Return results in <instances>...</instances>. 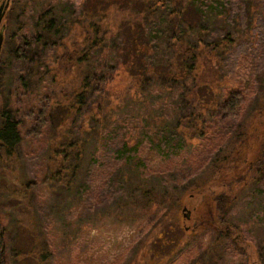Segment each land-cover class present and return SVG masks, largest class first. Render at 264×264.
Masks as SVG:
<instances>
[{
  "label": "trees",
  "instance_id": "trees-1",
  "mask_svg": "<svg viewBox=\"0 0 264 264\" xmlns=\"http://www.w3.org/2000/svg\"><path fill=\"white\" fill-rule=\"evenodd\" d=\"M22 1L18 15L25 22L19 24L20 33L8 31L6 39L16 38L19 44L3 49L0 67L5 62L12 66L23 92L14 109L1 102L0 155L14 156L21 144L18 105L29 110L39 133L47 125L58 131L68 121L72 126L56 133L39 181L21 188L0 186V212L9 194L26 197L38 184L52 191L56 208L80 199L89 186L92 160L117 132L119 162L106 181L103 206L144 213L167 208L174 215L195 197L199 227L217 237L187 264H220L229 207L249 185L264 184V120L250 128L251 134L247 128L239 131L241 126L227 127L230 143L212 150L201 182L186 184L185 175L165 182L162 175L147 171L140 150L146 143L164 158L181 154L206 130L239 113L245 94L238 88L226 94V74L241 50L264 46V0ZM74 70L78 85L64 89L61 77ZM116 75L129 77L122 97L112 87ZM258 83L254 109L264 112V74ZM37 98L41 102L33 113L31 99ZM171 103L173 115L162 114V107ZM134 108L139 114L135 119L129 115ZM89 217L91 226L95 213ZM156 224V232L120 264L174 260L184 238L169 232L179 224L167 212ZM241 242L236 241L238 249ZM6 246L1 227L0 264H9ZM251 254L264 264V229Z\"/></svg>",
  "mask_w": 264,
  "mask_h": 264
},
{
  "label": "rangeland",
  "instance_id": "rangeland-1",
  "mask_svg": "<svg viewBox=\"0 0 264 264\" xmlns=\"http://www.w3.org/2000/svg\"><path fill=\"white\" fill-rule=\"evenodd\" d=\"M76 2L78 4V0ZM22 3V0H16L12 9L8 29L10 33H20L19 24L25 22L26 18L18 15V6ZM17 44L19 43L16 38L14 41L10 38L4 43V51L12 50ZM263 48L264 46L259 44L254 50H241L233 67L226 74V94L234 88L245 94L239 113L230 120L222 121L219 128L206 130L193 147L169 158L151 152L148 145L143 143L140 153L149 173L162 175L165 182L174 175H185L186 184L192 181L201 182L208 175L207 160L212 150L230 143V136L226 133L227 127L233 124L242 127L239 131L247 128V133H253L250 128L257 127L259 122L264 120V112L254 109L256 98L253 92L259 89L258 78L264 74ZM79 78L78 72L74 70L61 77L60 86L71 89L78 85ZM128 81L127 76H115L112 87L116 94L122 97L123 85ZM22 92L18 73L5 62L0 67V105L4 102V105L16 108V99ZM40 102L39 98L31 99L33 113ZM18 106V116L23 123L20 126L21 144L14 156L6 158L0 155V186L8 188H21L25 182L29 181L32 185L39 181L49 150L56 144V133H65L72 126V122L68 121L67 125L61 124L58 131L47 125L42 127L43 131L39 133L35 130V122L29 110L23 112V104ZM162 112L173 115V103L163 106ZM129 115L135 119L139 115L137 108L132 109ZM120 139L117 132L113 133L111 140L102 146L92 160L89 186L77 201L68 205L62 203L56 208L53 205L56 200L52 191L39 184L34 186L33 192L28 193L26 197L19 198L17 194H9L3 200L0 228L3 227L9 264H120L135 247L144 243L141 241L144 237H151L154 231L156 232V222L164 212L175 216L179 224L173 225L169 233L174 236L182 235L184 238L179 253L170 264H187L197 257L199 251L207 246L211 239L217 237L213 230L199 227L195 197L182 204L174 215L173 210L167 208L160 212L151 210L144 213L133 209L120 211L114 207L103 206V194L107 190L106 181L119 162L115 156V148ZM259 184L246 187L240 198L229 207L226 224L223 225L226 235L220 243V264H257L251 252L255 242L262 238L264 229V184ZM90 213H95V217L92 218L91 226H88ZM239 238L242 241L240 249L236 247ZM142 248L143 246L139 251ZM234 251L238 255H235ZM248 254H251V258Z\"/></svg>",
  "mask_w": 264,
  "mask_h": 264
},
{
  "label": "flooded vegetation",
  "instance_id": "flooded-vegetation-1",
  "mask_svg": "<svg viewBox=\"0 0 264 264\" xmlns=\"http://www.w3.org/2000/svg\"><path fill=\"white\" fill-rule=\"evenodd\" d=\"M16 0H0V9L2 10V16L0 18V59L4 49V43L7 39L9 20L11 19L12 9L14 8ZM229 229V234H230Z\"/></svg>",
  "mask_w": 264,
  "mask_h": 264
},
{
  "label": "water",
  "instance_id": "water-1",
  "mask_svg": "<svg viewBox=\"0 0 264 264\" xmlns=\"http://www.w3.org/2000/svg\"><path fill=\"white\" fill-rule=\"evenodd\" d=\"M1 16H2V10L0 9V18H1ZM0 44H1V41H0ZM186 207H184V209H185ZM187 215H189V211L187 212ZM227 229H228V227H227Z\"/></svg>",
  "mask_w": 264,
  "mask_h": 264
}]
</instances>
